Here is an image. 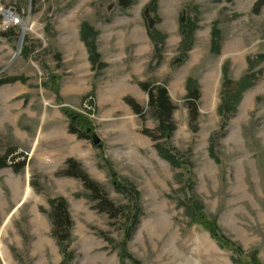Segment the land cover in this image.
Wrapping results in <instances>:
<instances>
[{
	"label": "rangeland",
	"instance_id": "374dc122",
	"mask_svg": "<svg viewBox=\"0 0 264 264\" xmlns=\"http://www.w3.org/2000/svg\"><path fill=\"white\" fill-rule=\"evenodd\" d=\"M259 1L156 0L146 18L153 0H0V264H248L253 252L264 264ZM11 14L21 20L7 28ZM225 78L242 95L222 132ZM142 83L167 88L170 137ZM69 159L98 198L64 174ZM61 199L73 221L63 242L52 218Z\"/></svg>",
	"mask_w": 264,
	"mask_h": 264
},
{
	"label": "trees",
	"instance_id": "16d2710c",
	"mask_svg": "<svg viewBox=\"0 0 264 264\" xmlns=\"http://www.w3.org/2000/svg\"><path fill=\"white\" fill-rule=\"evenodd\" d=\"M119 4L123 8H128L131 6L132 2L131 0H119ZM156 4V0H153L151 5L145 10V16L146 18L149 17V11L151 10V7ZM264 4V0H260L257 4L256 7L259 8L261 5ZM81 35L83 39L86 41L83 32H81ZM226 70V69H225ZM231 80L228 78H225V81L223 82V89L225 88L226 91H224V94L221 98V103L218 107L219 114L221 116L222 122H221V131L224 132V129L227 127L228 122L230 120V114L235 113L237 110V105L240 101L241 98V93L235 92L234 95L231 93L228 88L232 90V85H234ZM141 87L143 90H145L148 95H149V105L150 107L155 111V114L161 123L160 130L162 131L163 136L165 137H170L173 132L175 131V124L173 121V113L175 106L172 103L171 97L169 95V92L165 86L158 85L157 87L152 88L149 84L147 83H142ZM240 88V85L238 86ZM188 101H189V109L191 112V116L193 119L197 118L198 115V101L200 99V90L197 87V84L193 82L192 80H189L188 86ZM126 101L133 107L134 111L140 112L142 111L139 106L130 99L126 98ZM73 133H76L77 131H73ZM216 134H219L218 131L215 132ZM215 133L212 136V140L215 138ZM87 137V135H86ZM212 147V146H211ZM161 154L172 164H174V159L173 156L170 155L169 153L164 154V151L162 148L158 149ZM25 163L23 164H18L16 165L17 167L15 168L18 170L20 167L24 166ZM7 166V164L4 162H0V168ZM64 174L67 176L79 178L83 180L84 185L86 186L87 189L91 190L93 193V198H98L100 190V186L91 180L86 172L83 171L81 165L75 161L74 159H69L67 162V168L64 170ZM107 202H109L107 200ZM109 204V203H106ZM111 205V203H110ZM113 208V206H111ZM53 213H52V218H53V225H54V232L55 236L58 237L60 242H63L64 240L68 239L70 237V230L73 226V221L70 217V214L68 213V206L65 200L61 199L56 201V203L53 206ZM106 211L110 212V216H116L117 213L113 214L112 210L109 208H105ZM138 222V221H137ZM210 222V223H209ZM208 223L206 222L204 227L208 230V232L211 234V236L217 241L219 246L221 248H231L232 246H229L227 244V240L224 239L222 236H220L219 233V228L218 226L213 222L209 221ZM67 224V232L66 235L59 234L61 231V225ZM138 223H135L134 226H136ZM131 236V233L127 234V239ZM238 255L240 257L244 256V253L241 249H237ZM248 264H262L258 258V253L253 252L250 256V259L248 261Z\"/></svg>",
	"mask_w": 264,
	"mask_h": 264
},
{
	"label": "built area",
	"instance_id": "2783aa9c",
	"mask_svg": "<svg viewBox=\"0 0 264 264\" xmlns=\"http://www.w3.org/2000/svg\"><path fill=\"white\" fill-rule=\"evenodd\" d=\"M20 18L17 19V17H15V14H11L8 16V22H7V27L9 26H13V25H16L18 23H20Z\"/></svg>",
	"mask_w": 264,
	"mask_h": 264
},
{
	"label": "water",
	"instance_id": "95a60500",
	"mask_svg": "<svg viewBox=\"0 0 264 264\" xmlns=\"http://www.w3.org/2000/svg\"><path fill=\"white\" fill-rule=\"evenodd\" d=\"M92 141H93V144L98 146V145H101V139L95 134H93L92 136Z\"/></svg>",
	"mask_w": 264,
	"mask_h": 264
},
{
	"label": "bare ground",
	"instance_id": "6f19581e",
	"mask_svg": "<svg viewBox=\"0 0 264 264\" xmlns=\"http://www.w3.org/2000/svg\"><path fill=\"white\" fill-rule=\"evenodd\" d=\"M29 192V189H27V193Z\"/></svg>",
	"mask_w": 264,
	"mask_h": 264
}]
</instances>
